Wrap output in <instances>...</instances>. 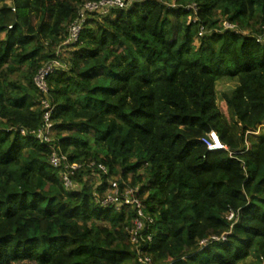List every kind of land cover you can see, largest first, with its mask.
I'll return each mask as SVG.
<instances>
[{
    "label": "trees",
    "instance_id": "obj_1",
    "mask_svg": "<svg viewBox=\"0 0 264 264\" xmlns=\"http://www.w3.org/2000/svg\"><path fill=\"white\" fill-rule=\"evenodd\" d=\"M10 1L15 10L0 0V264H140L134 212L100 203L112 177L139 186L151 264H264V128L245 135L264 121V0H135L90 14L66 68L47 78L49 143L20 132L43 123L33 76L86 0ZM220 79L236 85L218 98ZM210 130L226 149L207 150ZM53 149L80 164L74 189Z\"/></svg>",
    "mask_w": 264,
    "mask_h": 264
},
{
    "label": "built area",
    "instance_id": "obj_2",
    "mask_svg": "<svg viewBox=\"0 0 264 264\" xmlns=\"http://www.w3.org/2000/svg\"><path fill=\"white\" fill-rule=\"evenodd\" d=\"M12 10H15L12 2L9 3ZM128 6V0H86L82 1L78 7L76 17L70 23L67 31L66 38L56 46L54 56L49 60L43 62V64L38 68L35 75L33 76V82L37 91L41 94L40 106L42 110V125L34 131H27L21 129V134L26 135L31 134L41 143H49L53 139V122L51 120L52 105L48 99V81L47 78L56 70L66 68V62L63 57L69 50L70 45L77 42L79 38L80 31L90 14L97 13L99 15L108 14L112 9H123ZM189 8L196 11V5L191 4ZM188 20L196 21V17L189 16ZM222 25L224 28H234V25L228 21H223ZM203 28L201 27V30ZM255 40L258 43L264 42V20L260 25L259 32L255 35ZM264 128V121L257 125L255 130L246 131L245 135L248 133L257 134L260 129ZM200 141L206 146L208 151H214L219 149H226V146L222 144L219 139L218 134L214 130H210L200 137ZM247 144V143H246ZM50 163L55 166H63L64 171L62 172V180L64 186L68 189H74L76 184L71 179L74 170L80 167L78 163H69L67 156L60 150L53 149L50 154ZM89 166L95 168L97 171L107 174V168L105 165L99 163L95 164L90 162ZM120 179L112 177L107 181V188L101 197L100 203L103 206L112 205L116 210H121L123 208L131 209L134 212V216L131 219L130 227L128 228L129 241L132 248L135 251L136 261L140 264H151L152 259L150 255L144 252L141 248L142 242L145 240L150 241L151 235L148 233L142 235V231L146 228L147 224L152 223V218L145 214L144 205L142 199L138 195L139 186H131ZM232 212L228 213V218H231ZM225 239V235L220 236L212 235L208 239L200 241L201 245H205L209 240H219Z\"/></svg>",
    "mask_w": 264,
    "mask_h": 264
},
{
    "label": "rangeland",
    "instance_id": "obj_3",
    "mask_svg": "<svg viewBox=\"0 0 264 264\" xmlns=\"http://www.w3.org/2000/svg\"><path fill=\"white\" fill-rule=\"evenodd\" d=\"M133 1H135V0H128V4H130V3H132ZM8 3H11V1L10 0H8ZM0 5H1V2H0ZM105 15H107V14H104V15H101V16H105ZM70 50V49H69ZM68 50V51H69ZM68 52H66V54H67ZM66 56V55H65ZM64 56V57H65ZM65 59V58H64ZM236 85V82L235 81H232V80H228V79H220V80H218L216 83H215V92H216V95H217V97L218 98H220V95L223 93V92H225V91H227V90H229V89H231L232 87H234ZM218 101V100H217ZM218 105L220 106V109L222 110V112L224 113V117H225V119L227 120L228 119V114H227V112H226V109H225V107H222L221 105H220V101H218ZM255 262V258H253L252 256L250 257H248V258H246L244 261H242V262H240V263H238V264H253Z\"/></svg>",
    "mask_w": 264,
    "mask_h": 264
}]
</instances>
